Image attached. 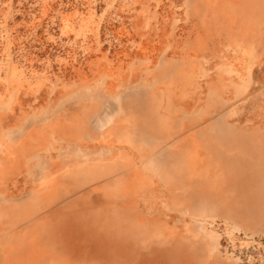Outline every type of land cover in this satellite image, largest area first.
<instances>
[{"label":"rangeland","instance_id":"1","mask_svg":"<svg viewBox=\"0 0 264 264\" xmlns=\"http://www.w3.org/2000/svg\"><path fill=\"white\" fill-rule=\"evenodd\" d=\"M0 264H264V0H0Z\"/></svg>","mask_w":264,"mask_h":264}]
</instances>
